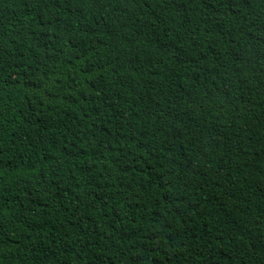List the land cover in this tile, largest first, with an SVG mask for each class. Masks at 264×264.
I'll list each match as a JSON object with an SVG mask.
<instances>
[{"label":"trees","instance_id":"1","mask_svg":"<svg viewBox=\"0 0 264 264\" xmlns=\"http://www.w3.org/2000/svg\"><path fill=\"white\" fill-rule=\"evenodd\" d=\"M0 264H264V0H0Z\"/></svg>","mask_w":264,"mask_h":264}]
</instances>
